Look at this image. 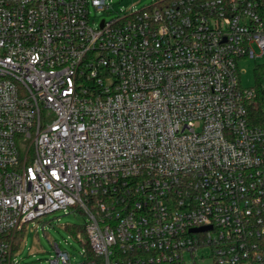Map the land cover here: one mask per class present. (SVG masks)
<instances>
[{"label": "built area", "instance_id": "built-area-1", "mask_svg": "<svg viewBox=\"0 0 264 264\" xmlns=\"http://www.w3.org/2000/svg\"><path fill=\"white\" fill-rule=\"evenodd\" d=\"M0 0V264L24 226L81 213L78 264H264V0ZM264 79V62L255 66ZM85 236V239L82 236ZM49 264H70L54 244Z\"/></svg>", "mask_w": 264, "mask_h": 264}, {"label": "rangeland", "instance_id": "rangeland-1", "mask_svg": "<svg viewBox=\"0 0 264 264\" xmlns=\"http://www.w3.org/2000/svg\"><path fill=\"white\" fill-rule=\"evenodd\" d=\"M154 0H106L107 10L97 11L90 8L94 24L101 20L109 21L117 16L122 17L129 12L140 11L148 7ZM264 62V59L242 60L238 63L241 71L239 76L240 86L243 89L255 88L259 92L264 89V79L258 75L255 66ZM85 216L75 210H62L47 214L24 226L19 236L16 260L19 264H49L55 255L54 244L70 255V264L81 263L83 246L75 240L76 231H71L72 226L83 227ZM85 239V236H82ZM185 264H213L209 248L199 250L194 256L184 254Z\"/></svg>", "mask_w": 264, "mask_h": 264}, {"label": "trees", "instance_id": "trees-1", "mask_svg": "<svg viewBox=\"0 0 264 264\" xmlns=\"http://www.w3.org/2000/svg\"><path fill=\"white\" fill-rule=\"evenodd\" d=\"M199 1H206V0H199ZM250 117L251 120L255 123H264V109H262L261 106H259L256 110H253L252 112H250ZM71 231H76V232H80L83 234V227H79V226H72L70 228ZM19 236L20 234H18L17 240H16V248L19 245Z\"/></svg>", "mask_w": 264, "mask_h": 264}]
</instances>
